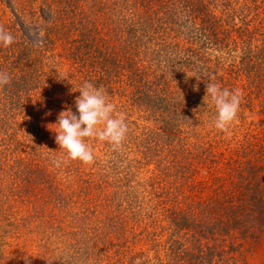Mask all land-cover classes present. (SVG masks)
<instances>
[{
	"label": "rangeland",
	"instance_id": "rangeland-1",
	"mask_svg": "<svg viewBox=\"0 0 264 264\" xmlns=\"http://www.w3.org/2000/svg\"><path fill=\"white\" fill-rule=\"evenodd\" d=\"M203 1L190 19L178 2L146 3L136 26L113 0H0V27L14 37L0 45V71L29 72L25 86L11 78L0 89V113L5 88L17 99L16 113L7 110L14 134L0 139V264H264V231L247 238L253 219L239 212L232 229L225 220L236 208L217 210V199L239 206L238 162L264 165V0L218 3L223 15L244 14L240 26H213ZM121 47L126 66L115 60ZM248 55L255 67L242 69ZM208 80L244 93L227 132L212 126ZM85 81L106 90L129 128L116 150L90 139V165L65 162L52 131L62 111L78 114ZM163 117L171 135L161 134ZM126 248L141 254L128 258Z\"/></svg>",
	"mask_w": 264,
	"mask_h": 264
},
{
	"label": "clouds",
	"instance_id": "clouds-1",
	"mask_svg": "<svg viewBox=\"0 0 264 264\" xmlns=\"http://www.w3.org/2000/svg\"><path fill=\"white\" fill-rule=\"evenodd\" d=\"M13 42L14 37L0 27V45L9 47ZM10 83L11 76L0 71V89ZM76 91L80 93L75 100L78 114L70 109L62 111L57 123L53 124L56 127L52 131L59 149L63 150L65 162L78 160L90 165L95 159L93 149L88 143L90 139L107 142L116 150L125 141L129 128L125 114L117 111V106L109 99L103 87L85 81ZM206 95L216 110L212 126L221 132H227L238 120L243 91L221 88L208 80ZM54 163L59 167L61 159H56Z\"/></svg>",
	"mask_w": 264,
	"mask_h": 264
},
{
	"label": "trees",
	"instance_id": "trees-1",
	"mask_svg": "<svg viewBox=\"0 0 264 264\" xmlns=\"http://www.w3.org/2000/svg\"><path fill=\"white\" fill-rule=\"evenodd\" d=\"M158 1L159 0H119V1L115 2V0H113V5L115 6V3H117L116 5L120 4L121 10H123V11L125 10L126 12H130L131 13L130 17L138 19L136 21V26H139V25L142 26L143 20H141L139 18V16L142 13H144V11H146V9H145L146 3H148L149 5L151 3L157 4ZM168 1L173 2V3L178 2V4H180V6L184 7V9L187 12L186 15H187V17H189V19H190L191 15H193L194 11L200 10V6L204 5L206 7L205 2L203 0H168ZM233 1L227 0L228 3H231V2L233 3ZM219 2L226 3L225 0H211L210 8L207 7L208 10L206 9V11H205V12L211 11L212 14H210V15H212V16L216 15L217 18H215V20L218 23L213 22V26H214V24H219V23L224 24V22L228 23V22L235 21L236 18L238 19L237 22H238L239 26L241 23L244 24L243 21H245L246 19L245 18L243 19L244 14H242L243 16L241 15L240 19H239L240 11L229 9V10H225L224 15L222 14V12L217 11L216 7H217ZM235 4H236V0H235L234 5ZM235 9H237V8H235ZM116 10H117V8L115 6V11ZM132 13H134V15H132ZM218 13H221V16H218ZM124 18H125V16L121 17V19H124ZM207 37H209V36H207ZM203 43H207V42H203ZM206 45H208V47H212V42H210V44H206ZM127 49L128 48H126V47H123V48L121 47L119 49L121 51L117 50L116 55H115V60L118 63V65H123V66L127 65L128 62L125 64L126 59H127V57L125 56V54L127 52H125V50H127ZM16 56H18V55H16ZM250 58H251V55H248V57L245 58V62L241 63L242 69L244 67L247 68L249 66V63L251 64V67H255V65L250 61ZM263 58H264V56H263ZM120 68H122V67H120ZM166 69H168V68H166ZM16 70L17 71L12 74L11 78L14 82H18L23 87V86H25V84L28 81V78H29L28 73L29 72L27 70H25V68H23V67L16 69ZM123 70H125V69L123 68ZM239 70L240 69H238V71ZM167 77L162 78V80L164 81L163 83L171 81V78H167ZM146 79H148L147 82L151 84L153 82L154 76H150V77L147 76ZM136 83H137V81H136ZM138 83H141V82H138ZM199 84H200V82L196 85L195 89L194 88L193 89L198 90L197 88L200 86ZM14 89L15 88H5V90H4L5 91L4 94L6 96V99H5L6 104H4V106H2V107H5L6 111H4L3 113H0V121L5 118L7 124L5 126H2V127L0 126V134L2 133V131L5 132V134H3L2 137L0 138L1 141H4L3 136H12V134H14L13 133L14 130H12V124H11V120H12L11 118H12L13 114L16 113V110L12 109V108L17 106V101H16L17 99L16 100L12 99L13 101L11 100V98L14 97V95H13ZM22 89H27V88H22ZM15 92H17V91H15ZM159 99H161V100H159ZM159 99L156 100L157 101L156 103L161 102V104L159 106V110H160L163 107V104H162L163 100L161 97ZM19 103H22V100H20ZM164 105H165L166 112L164 110V112H161L162 114L167 113L170 111V109H172L170 100L165 101ZM7 106L10 109H7ZM7 110H10L9 113L11 112L13 114L9 115L7 113ZM167 114H170V113H167ZM164 119H165V121L163 120V122H162V126L164 128L162 129L161 134L163 133V135H166V134L171 135V133H169L170 129L167 130V125H168L170 120L167 118H164ZM231 157H233V156H231ZM231 157L229 158V161L232 160L233 163L238 162V160H233V158H231ZM47 159L49 161H55L54 157H51L50 155L47 157ZM238 164L240 165V168H237L236 171H237V178L239 181H237V182L235 181V183H232L233 185L231 187H233V190H236V191L241 188V191L238 193V196L234 195L232 197V200L234 202H238L239 206H241L242 209L240 210L239 206L236 205L235 203H233L231 205V204H228V202H220V200L217 199V208H218L217 210H219L222 214V212H224L223 210H225V209L228 210V207H231V209L236 208V210L231 211V214L229 212V214H228L229 216L228 215L226 216L229 218L227 220H225L226 222H230V228H232V229H236L237 227L241 228V225L243 223V221L241 219V215L244 216V219L246 220V222L249 221L250 219H253L254 223L257 224L256 228H255L256 231L252 233L251 231L243 230L241 233L245 234V237H247V238H249V237L256 238L258 235H260V233H262L264 231V182H263L264 177L262 175H260L261 173H264V165L258 163L259 166H256L253 162H251L249 160H244L242 162L240 161V162H238ZM224 184H227V183L224 182ZM12 189H14V188H10L9 190L11 191ZM15 190H16V188H15ZM228 192H229V190H228ZM19 194H20V192H18L17 195L14 194L13 197H15V196L18 197ZM218 198H219V196H218ZM225 200H227V199H225ZM239 212L244 213V214L240 215ZM222 221L224 223V216H223V219L221 220V222ZM185 222H186V219H185ZM189 227H190V225H189ZM213 231L217 232L220 230H213ZM85 232L87 234L91 233L90 230H87ZM224 233H227L228 235L230 234V232L226 231V230L224 231ZM199 235H200V231H198V232L195 231V235L193 236L194 239L198 240L197 237ZM239 245L242 246V244H239ZM218 247H220V245H218ZM220 248H222V247H220ZM125 251H126V255L128 256V258L129 257H136V256H139L141 254L138 252H136V253L130 252L129 248H126ZM225 252L227 253V251H225ZM209 260H210V258H208V261ZM188 264H204V263H203V260L202 261L197 260V262L192 261L191 263H188Z\"/></svg>",
	"mask_w": 264,
	"mask_h": 264
}]
</instances>
